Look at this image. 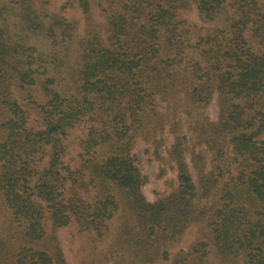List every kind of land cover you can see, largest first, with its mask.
<instances>
[{
    "label": "trees",
    "instance_id": "obj_1",
    "mask_svg": "<svg viewBox=\"0 0 264 264\" xmlns=\"http://www.w3.org/2000/svg\"><path fill=\"white\" fill-rule=\"evenodd\" d=\"M64 230L78 264H264V0H0V264H68Z\"/></svg>",
    "mask_w": 264,
    "mask_h": 264
},
{
    "label": "rangeland",
    "instance_id": "obj_2",
    "mask_svg": "<svg viewBox=\"0 0 264 264\" xmlns=\"http://www.w3.org/2000/svg\"><path fill=\"white\" fill-rule=\"evenodd\" d=\"M209 114L212 119L216 117L214 105L210 107ZM136 151L138 153L139 169L143 175L148 177V182L143 186L144 195L149 201H154L158 193H164L169 190L170 178H175V172L168 170L165 174L160 175L159 163L155 157L143 152L142 145H138ZM60 236L67 254L68 264H78L88 260L86 253L82 251V245L75 242V238L68 234V230L61 231ZM192 239H194V235H190L185 241H191Z\"/></svg>",
    "mask_w": 264,
    "mask_h": 264
}]
</instances>
